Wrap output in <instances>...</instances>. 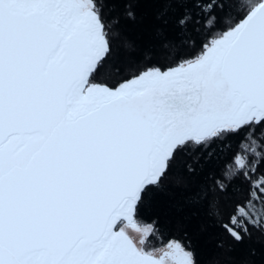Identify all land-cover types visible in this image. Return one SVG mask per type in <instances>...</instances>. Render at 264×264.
I'll return each mask as SVG.
<instances>
[{"label":"snow or ice","instance_id":"obj_1","mask_svg":"<svg viewBox=\"0 0 264 264\" xmlns=\"http://www.w3.org/2000/svg\"><path fill=\"white\" fill-rule=\"evenodd\" d=\"M118 2L0 0V264H198L142 209L213 158L217 246L264 238V0H148L123 60Z\"/></svg>","mask_w":264,"mask_h":264},{"label":"trees","instance_id":"obj_2","mask_svg":"<svg viewBox=\"0 0 264 264\" xmlns=\"http://www.w3.org/2000/svg\"><path fill=\"white\" fill-rule=\"evenodd\" d=\"M128 3H132L136 18L134 20L125 16ZM154 5L148 0H120L114 6L111 16L118 17L119 23L114 25L123 40L131 42L135 51L117 47L116 56L123 60L128 56L139 58L141 50L149 51V43H157L152 40L150 32L154 20ZM170 38L175 39V33H170ZM191 159V157H189ZM204 164V158H201ZM224 164V159H212L210 164H205L204 170L188 175L179 170L170 175L165 182L163 191H156L145 198L142 219L146 223L157 221V227L165 235L181 237L187 234L197 252L198 264H264V240L259 234H255L253 241L245 244H233L231 247L225 243L224 247H218V241H227V236L217 227L220 222L214 215L216 208L224 213L231 211L230 202L222 199L220 194L209 190L203 192L205 185L212 187L214 175L218 174ZM218 178V176H217ZM152 244H157L153 238ZM256 249V255H251V250Z\"/></svg>","mask_w":264,"mask_h":264},{"label":"rangeland","instance_id":"obj_3","mask_svg":"<svg viewBox=\"0 0 264 264\" xmlns=\"http://www.w3.org/2000/svg\"><path fill=\"white\" fill-rule=\"evenodd\" d=\"M257 207H260V205H259V204H257Z\"/></svg>","mask_w":264,"mask_h":264}]
</instances>
